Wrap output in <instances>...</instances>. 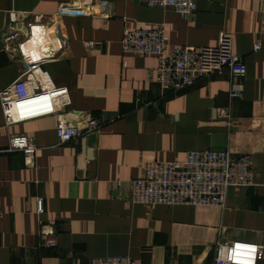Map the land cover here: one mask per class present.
<instances>
[{
  "label": "crops",
  "instance_id": "obj_1",
  "mask_svg": "<svg viewBox=\"0 0 264 264\" xmlns=\"http://www.w3.org/2000/svg\"><path fill=\"white\" fill-rule=\"evenodd\" d=\"M74 1L79 14L69 0H0V90L17 79V65L1 51L7 13L33 14L54 22L63 40L56 60L32 75L33 90L64 88L67 109L101 123L76 144L57 145L52 116L4 127L0 113V264H82L107 256L212 264L214 244L232 241L259 246L264 264V0H194L189 18L134 0ZM157 26L167 51L211 47L220 34L229 36L245 68L241 98L228 102L226 73L161 92L155 57L119 49L122 30ZM223 110L227 119L218 116ZM25 138L37 149L29 167L19 152H7ZM202 150L251 156L252 186L230 189L223 208L128 201V181L146 163L181 162ZM37 220L54 227L55 249L37 248Z\"/></svg>",
  "mask_w": 264,
  "mask_h": 264
},
{
  "label": "built area",
  "instance_id": "obj_2",
  "mask_svg": "<svg viewBox=\"0 0 264 264\" xmlns=\"http://www.w3.org/2000/svg\"><path fill=\"white\" fill-rule=\"evenodd\" d=\"M146 7L170 10L182 18L195 11L194 0H134ZM79 14L74 0L67 3ZM78 10V11H77ZM66 12V11H65ZM32 15V16H31ZM106 15V14H105ZM55 17V15H53ZM166 36L162 26L124 29L119 40L121 54L152 55L156 59L154 83L161 92L177 93L196 81L211 75L228 76V102L241 98L245 68L241 59L231 52V39L220 34L211 47H180L165 50ZM91 47L92 43H86ZM260 48L253 45L252 50ZM63 49L54 22L44 23L33 14L7 13L1 32V51L17 65V79L0 90V113L3 126L40 117L54 118L57 145L76 144L84 134L97 133L101 123L83 112L67 109L64 88L33 90V78L39 65L56 60ZM123 65V64H122ZM228 118L226 111L217 112ZM17 151L25 167L33 165L37 151L32 138L20 146L7 145V152ZM253 160L249 155L233 156L227 151H190L181 162H148L139 178L128 181V201L146 206H185L223 208L230 189L252 186ZM121 182H115L119 187ZM42 212V200L35 199V215ZM0 211V219L2 218ZM37 248L55 249L56 234L52 225L37 220ZM212 264H260L259 246L240 241L216 242ZM82 264H141L127 256H107L89 259Z\"/></svg>",
  "mask_w": 264,
  "mask_h": 264
}]
</instances>
